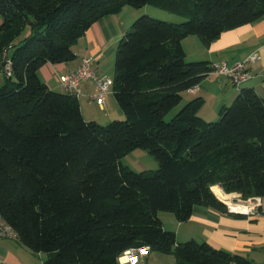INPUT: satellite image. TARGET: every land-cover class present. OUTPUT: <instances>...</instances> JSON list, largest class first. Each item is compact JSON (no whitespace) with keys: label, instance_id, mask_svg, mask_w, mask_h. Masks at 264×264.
I'll use <instances>...</instances> for the list:
<instances>
[{"label":"trees","instance_id":"16d2710c","mask_svg":"<svg viewBox=\"0 0 264 264\" xmlns=\"http://www.w3.org/2000/svg\"><path fill=\"white\" fill-rule=\"evenodd\" d=\"M145 6L186 20L133 22L116 46L111 88L125 120L86 121L78 99L50 90L40 68L73 62L74 45L100 19ZM0 18V218L21 245L42 264H116L141 247L175 264H253L205 242L178 244L161 216L184 223L200 208L242 217L214 186L264 199V99L240 88L213 122L198 116L204 100L195 96L165 117L214 71L187 62L182 40L208 47L264 19V0H0ZM135 150L157 170L123 166Z\"/></svg>","mask_w":264,"mask_h":264},{"label":"crops","instance_id":"0c3cea01","mask_svg":"<svg viewBox=\"0 0 264 264\" xmlns=\"http://www.w3.org/2000/svg\"><path fill=\"white\" fill-rule=\"evenodd\" d=\"M121 12L100 19L85 32L73 47V52L76 55L73 62L60 65L46 64L40 68L39 76L50 90L65 93L59 78L75 71L84 57L95 60L94 70L98 76H106V72L100 71L101 65L107 59L115 56V47L132 21L123 17ZM127 17L134 19L135 15L128 14ZM203 48L205 51L201 52L202 55L197 59L208 61L216 68L229 65L231 57H233L232 64L249 59L253 54H256L258 59L253 63L245 61V69L250 78L241 87H234L228 78L212 72L202 80L196 93L191 94L190 98L198 96L203 98L204 103H206V97L214 94V103H217L220 109L222 106H229L233 102L240 88H252L259 97L264 99V19L224 32L208 47ZM79 92L78 103L86 121H94L101 125L110 122L112 119H122L118 106L116 107L113 103L112 92L104 97L101 106L94 105L96 102L88 99V95L93 92L91 82H82L79 86ZM201 118L203 117L201 116ZM212 191L218 199V196H236V194H224L218 186L212 187ZM161 220L164 229L175 234L178 244L190 240L198 243L205 242L216 250L241 256L253 264H264L263 200L258 214L253 217L242 216L237 218L210 209L195 208L189 220L184 223H178L169 215L161 216ZM146 257L140 258L138 264L141 261V264H144L143 261L146 260ZM43 260V255L31 253L16 238L0 241V264H42ZM116 264L124 263L117 261Z\"/></svg>","mask_w":264,"mask_h":264},{"label":"built area","instance_id":"2783aa9c","mask_svg":"<svg viewBox=\"0 0 264 264\" xmlns=\"http://www.w3.org/2000/svg\"><path fill=\"white\" fill-rule=\"evenodd\" d=\"M257 55L253 54L249 57L247 62L253 63L257 61ZM246 62L235 63L231 68L222 65L220 67H214V73L220 76L228 78L231 84L239 88L246 83L250 75L245 69ZM95 60L90 57H84L81 59L79 67L66 75L59 78L60 84L65 93L75 97H80L79 86L82 82H91L93 85V92L88 95L90 101L103 105L104 97L111 92L112 79L107 80L104 77L98 76L94 70ZM5 71L10 74L9 63L5 66ZM197 89H192L194 93ZM233 208L227 205L228 212L235 215L253 217L258 214L261 207V199L258 197L242 199L239 195L230 197L228 200ZM16 234L14 231L0 218V241L6 239H15ZM150 253L148 247L135 248L125 251L119 258V261H123L124 264H138L139 259L146 257Z\"/></svg>","mask_w":264,"mask_h":264},{"label":"rangeland","instance_id":"374dc122","mask_svg":"<svg viewBox=\"0 0 264 264\" xmlns=\"http://www.w3.org/2000/svg\"><path fill=\"white\" fill-rule=\"evenodd\" d=\"M121 13L123 17H126V19L129 18L128 20H132L129 27L133 24L135 20H137L138 18L142 16H148L156 20H163V21H168V22H172L176 24L181 23L186 20L185 17H180L177 15L171 14L168 11L158 9L153 6H145L144 8L139 9V10L132 9L130 7H125L123 8ZM128 14H133V16L135 15V18L133 17L134 19H130V17H127ZM1 21L2 20L0 18V23ZM182 47L184 49L185 54L187 55V59H186L187 62H195L196 60H199L197 58H199L202 55L201 52L205 51L204 50L205 48H203L204 46L201 44V42L196 36H189L185 38L184 40H182ZM232 58L233 57H231V60L228 63L229 65H227L230 68L235 64V63L232 64ZM247 60L248 59H245V60H242L241 62H245ZM100 69H101L100 71L106 72V76L104 78L107 80H111V77L113 76V69H114V57H111L110 59H107V61L103 62ZM190 96L191 94H189L188 92L182 93L181 95L182 100L180 104L166 115L165 117L166 122H169L187 102L194 99V97L190 98ZM214 101H215L214 94L206 97V103H204V105L200 109L198 116H202L204 120L206 121L216 122L218 120L217 114H218L219 108H218V104L214 103ZM113 103H115L117 107V104L114 99H113ZM94 105L97 106L98 103H94ZM214 114H215V117H214ZM124 120L125 118L123 117L122 119H112L110 122L124 121ZM110 122L103 123L101 124V126H107ZM121 164L125 167H128L131 171L135 173H139L143 170H146L148 172H153L157 170L158 168L157 163L154 160V158L143 150H135L131 152L130 154H128L121 160ZM262 200L264 202V199H261V201ZM145 259L146 260L143 261L144 264H175V259L172 255H164L158 252H150L149 256H147Z\"/></svg>","mask_w":264,"mask_h":264},{"label":"bare ground","instance_id":"6f19581e","mask_svg":"<svg viewBox=\"0 0 264 264\" xmlns=\"http://www.w3.org/2000/svg\"><path fill=\"white\" fill-rule=\"evenodd\" d=\"M218 197H219V199L222 200L224 203H226L227 205H229L230 207L233 208V205H230V204L228 203V200L230 199V197H228V196H218Z\"/></svg>","mask_w":264,"mask_h":264},{"label":"water","instance_id":"95a60500","mask_svg":"<svg viewBox=\"0 0 264 264\" xmlns=\"http://www.w3.org/2000/svg\"><path fill=\"white\" fill-rule=\"evenodd\" d=\"M222 202V201H221ZM223 204H225L224 202H222ZM226 205V204H225Z\"/></svg>","mask_w":264,"mask_h":264}]
</instances>
